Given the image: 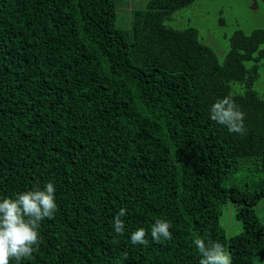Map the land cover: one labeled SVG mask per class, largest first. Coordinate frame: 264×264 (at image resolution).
I'll list each match as a JSON object with an SVG mask.
<instances>
[{
  "label": "trees",
  "instance_id": "1",
  "mask_svg": "<svg viewBox=\"0 0 264 264\" xmlns=\"http://www.w3.org/2000/svg\"><path fill=\"white\" fill-rule=\"evenodd\" d=\"M194 1L146 0L125 30L116 0H0V196L56 187L55 218L23 264H198L197 237L254 264L264 29L234 30L220 62L194 27L164 24ZM226 95L245 113L243 135L209 119ZM227 202L242 227L231 236L219 222ZM121 208L122 236L112 225ZM158 218L172 238L133 245L130 233Z\"/></svg>",
  "mask_w": 264,
  "mask_h": 264
},
{
  "label": "clouds",
  "instance_id": "2",
  "mask_svg": "<svg viewBox=\"0 0 264 264\" xmlns=\"http://www.w3.org/2000/svg\"><path fill=\"white\" fill-rule=\"evenodd\" d=\"M209 119L227 128L229 133L243 135L246 132L245 113L231 96L213 101L209 108ZM57 210L56 187L51 180L34 188H26L11 195L0 196V264H23L39 250L42 240L41 224L45 219H54ZM127 209L121 208L113 217V230L117 235L126 232ZM171 222L158 218L148 228L134 229L129 239L133 245H147L149 234L153 242L170 240L173 233ZM193 244L199 254L198 264H233V256L222 242L197 237Z\"/></svg>",
  "mask_w": 264,
  "mask_h": 264
},
{
  "label": "rangeland",
  "instance_id": "3",
  "mask_svg": "<svg viewBox=\"0 0 264 264\" xmlns=\"http://www.w3.org/2000/svg\"><path fill=\"white\" fill-rule=\"evenodd\" d=\"M116 2V25L128 30L130 6L143 7L146 0H116ZM164 24L176 28L194 27L198 39L209 45L218 60L222 62L229 49V38L234 30L249 32L255 28L264 29V0H195L190 6L175 11L164 21ZM259 48H264V42ZM249 64L248 62L247 65ZM232 86L237 88L235 84ZM253 89L264 98V59L259 61L258 77ZM242 172L244 173V170ZM255 211L264 224V197L255 206ZM235 215L236 206L233 203L227 202L222 206L219 222L227 236L235 235L242 230L241 223ZM263 259L264 237L259 241L256 249L254 264H264Z\"/></svg>",
  "mask_w": 264,
  "mask_h": 264
},
{
  "label": "crops",
  "instance_id": "4",
  "mask_svg": "<svg viewBox=\"0 0 264 264\" xmlns=\"http://www.w3.org/2000/svg\"><path fill=\"white\" fill-rule=\"evenodd\" d=\"M130 8L132 9L133 7L132 6H130ZM256 258H258V256L256 257ZM264 260V259H263ZM263 260H262V262H263ZM261 262V261H260Z\"/></svg>",
  "mask_w": 264,
  "mask_h": 264
}]
</instances>
